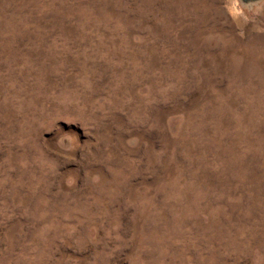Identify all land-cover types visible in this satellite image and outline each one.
Wrapping results in <instances>:
<instances>
[{
	"label": "rangeland",
	"instance_id": "1",
	"mask_svg": "<svg viewBox=\"0 0 264 264\" xmlns=\"http://www.w3.org/2000/svg\"><path fill=\"white\" fill-rule=\"evenodd\" d=\"M0 0V264H264V0Z\"/></svg>",
	"mask_w": 264,
	"mask_h": 264
},
{
	"label": "clouds",
	"instance_id": "2",
	"mask_svg": "<svg viewBox=\"0 0 264 264\" xmlns=\"http://www.w3.org/2000/svg\"><path fill=\"white\" fill-rule=\"evenodd\" d=\"M239 4L240 0H231L230 11L234 17L242 13V10L239 9Z\"/></svg>",
	"mask_w": 264,
	"mask_h": 264
},
{
	"label": "water",
	"instance_id": "3",
	"mask_svg": "<svg viewBox=\"0 0 264 264\" xmlns=\"http://www.w3.org/2000/svg\"><path fill=\"white\" fill-rule=\"evenodd\" d=\"M243 1H248V0H243Z\"/></svg>",
	"mask_w": 264,
	"mask_h": 264
}]
</instances>
